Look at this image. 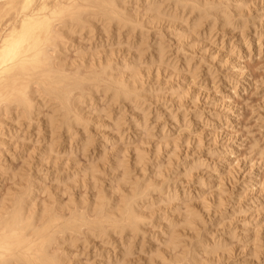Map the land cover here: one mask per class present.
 Wrapping results in <instances>:
<instances>
[{
    "label": "rangeland",
    "instance_id": "obj_1",
    "mask_svg": "<svg viewBox=\"0 0 264 264\" xmlns=\"http://www.w3.org/2000/svg\"><path fill=\"white\" fill-rule=\"evenodd\" d=\"M121 2L128 27L96 17L68 35L66 24L55 61L70 73L112 67L123 86L135 68L136 100L103 85L85 90L69 120L42 91L33 114L1 111L0 202L22 192L36 217L53 207L90 215L97 199L116 208L143 185L152 195L141 229L58 235L51 253L63 264H161L171 259L169 226L181 237V264H264V0ZM189 210L199 232L183 227Z\"/></svg>",
    "mask_w": 264,
    "mask_h": 264
},
{
    "label": "bare ground",
    "instance_id": "obj_2",
    "mask_svg": "<svg viewBox=\"0 0 264 264\" xmlns=\"http://www.w3.org/2000/svg\"><path fill=\"white\" fill-rule=\"evenodd\" d=\"M1 1L2 0H0V113H2L1 111L12 109V107L20 108L26 112V114L32 113L36 107L33 101L35 99L32 98H40L39 92L42 91L43 94L46 95L45 97L52 98V100L60 104L65 112V114H63L66 115L67 120H69L68 118L71 117L70 113L73 112L72 107H76L78 104L81 105L83 103L85 97L84 93H87L85 90L89 89L88 91H92V88H94L96 91L97 89L99 91V87H103V85L106 86H104L107 90L106 92H112L114 98H124L126 101L136 100V82L140 79L139 74L134 72L135 68L134 70L133 68L131 69L132 73H130L132 75L128 78L129 82L130 80L132 81V84L123 86L121 81H118L121 83L120 84L114 80L116 76L112 78V74L109 75L110 73L108 72L112 67H108L109 69L105 67L101 71L91 70L86 74H82L79 71L70 73L66 71L65 68L59 69L60 67L56 66L57 63L55 61L57 60L56 58L60 56L61 50L66 49L64 47L65 45L62 44V38L66 36L63 35V30L65 29L64 25H70L66 27V34L69 33V30L72 29L74 25L84 27L94 22L92 18L96 17H100L99 20L101 19L103 22L106 20L108 22H117L119 25L121 23L127 25V19H125L126 13L121 11L122 8L120 9V6L122 7L124 4V2H121L122 0ZM173 1L176 6L182 2V0ZM192 8H195V6ZM237 8H239V6H237ZM7 17H10V19L4 23ZM224 19L226 20V17H224ZM228 21L230 20L228 19ZM228 21H226L227 24ZM222 22H224V25L226 24L225 21ZM96 23L95 20V24ZM91 26L94 27L93 25ZM95 90L93 92H96ZM91 95H93V93H90L89 97ZM42 101H40V106H45L44 100ZM17 116L18 115H16V118ZM79 120L81 121V118ZM143 156V154L138 153L136 162H144ZM91 168L89 169L91 171V178H94L98 173V169H94L93 166ZM115 168L121 169L124 168V165L122 162L117 161L115 163ZM155 188H153V190ZM126 194L122 195L124 197L121 198L116 208L111 206L110 199H103L104 201L101 200L102 197L97 199L90 214L92 217H90L87 211L86 213L83 212L80 214L75 210H71L69 215H67L68 213L64 215L61 211L62 214L57 212L60 208L56 211V209H53L54 207L52 209L50 208L51 210L48 209L49 211L43 210L45 212H43V214L41 212V215L36 217V212L33 213V210L31 211L29 208L32 207V204L30 202L31 206H29L30 204H26L28 208L25 205V201H27L25 198L26 195L22 194V192L17 193L15 197H13V195L12 198L11 196L10 198L7 197L9 200H7L6 203L0 202V204H2L0 208V264H61V257L59 259V255L57 257V255L52 254L50 251L54 244V238L58 235L59 237L67 235L69 239L73 238L74 235L75 237L76 235H84L85 237L87 234L85 235L84 230L105 229V226L114 229L122 228V232L126 229H130V231L134 230L135 232V229L142 227L144 223L145 216H143V214L145 213H140L142 210L140 208L141 205L145 203L146 198L150 197L151 191L149 187L137 185L130 189L128 188ZM27 199H29L28 196ZM33 207H35V205ZM65 209H67V207ZM75 209L77 210V208ZM30 211L32 213H30ZM93 217H95V219ZM182 222L185 230L191 233L199 232L200 217L198 214L194 213V211H186ZM171 228L169 226L167 227L163 242L168 247V250L171 251V259L169 261L161 259V264H181L183 263L182 261H184V256L186 258L183 252L182 254H180L181 251L180 253L178 252V249L182 246L180 234ZM71 240L72 242H76L73 241L74 239ZM218 247L219 248H214L212 253H218L220 246Z\"/></svg>",
    "mask_w": 264,
    "mask_h": 264
}]
</instances>
